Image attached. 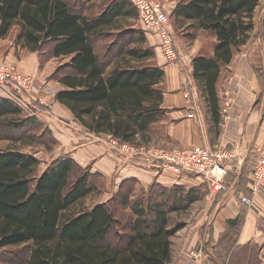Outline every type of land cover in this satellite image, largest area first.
Segmentation results:
<instances>
[{
    "label": "trees",
    "instance_id": "16d2710c",
    "mask_svg": "<svg viewBox=\"0 0 264 264\" xmlns=\"http://www.w3.org/2000/svg\"><path fill=\"white\" fill-rule=\"evenodd\" d=\"M74 1L75 9L67 0H0V41L15 31L14 44L30 53H41L49 45V59L69 60L63 67L68 71L56 80L61 89L54 101L93 135L132 147L139 141L148 144L151 134H162L169 114L162 107L164 71L151 61L155 54L147 44L153 37L127 31L112 47L115 53L109 50L101 59L93 40L118 30L121 20L137 19L136 10L131 0H111L88 15L83 2ZM257 7L258 0H180L171 14L212 41L208 55L192 59L191 76L214 124L219 122L220 73L248 42ZM22 106L12 94L0 100V126L12 127L9 118L22 111L32 113ZM34 135L21 133L20 138L34 140ZM39 164L34 156L0 150V250L25 251L24 259L11 264L172 263L176 230L169 226V214L198 201L200 184L184 190L152 183L148 188L158 189L162 198L131 201L133 187L142 184L128 179L119 183L113 198L69 214L96 191L94 181L103 182V176L72 159L57 160L41 173ZM222 198L215 196L214 206ZM115 206L129 208L131 214L125 216L121 234L116 232ZM113 233L115 243L109 238Z\"/></svg>",
    "mask_w": 264,
    "mask_h": 264
},
{
    "label": "rangeland",
    "instance_id": "374dc122",
    "mask_svg": "<svg viewBox=\"0 0 264 264\" xmlns=\"http://www.w3.org/2000/svg\"><path fill=\"white\" fill-rule=\"evenodd\" d=\"M67 1L68 3H70L73 9L76 8L74 0ZM90 1L91 0L82 1L85 5L84 8L86 9L85 14L94 15L101 11L111 0H94L93 2ZM157 1L160 4L168 2L170 9H174L180 0ZM91 5L95 6L93 9H91L90 12H88L89 9L87 8H89ZM170 9L166 10L165 8L168 14L170 32L172 35L171 40L172 42H174L176 51L178 52V50H181L184 55L190 57L194 46L193 43L195 41L200 43V52L202 54L208 55L211 52L210 46L212 44V41L208 39L205 34L199 31L191 30L185 25H181L172 17L171 14L173 10L172 12H170ZM254 20L255 26L253 32H251L246 45L244 47H241L235 53L233 57L234 62L231 66H244V68L250 69L249 72L250 74H252L251 83L253 82V85L256 86V92L258 95L251 109L247 113V123L249 131L252 128L255 109L256 111L260 109L261 103L263 102L264 98L263 1H261L259 7L257 8ZM258 20L259 22H257L256 24V21ZM118 26V30H111L109 31V34L102 35L93 40L95 50L101 59H104L108 55L109 50L112 51V54L115 53L116 50L112 47L116 45L118 41L120 43L119 39L121 35L125 34V32L130 30L143 31L141 30V27L138 23V18L135 20H121ZM14 37L15 31H13L6 39L0 41V68H12L25 78L29 79L32 82L30 92L32 91V93L35 95V98L33 99L29 93H23L24 98H26L28 101L30 100V104L27 105L23 103L22 105L24 106L22 107H29L32 113L22 111L19 117L9 118L11 122L6 121L13 123L14 126H0V150H17L23 154L34 156L39 160L40 163L38 169L39 173L43 172V170H45L49 165L55 163L57 160L72 159L76 162L77 165H80L83 168H88L92 173L102 174L104 178L103 182L100 180L94 181V184L96 183L95 185L97 186L96 191L91 196L86 198L83 202H81L78 206L72 209L69 214L77 213L81 208L92 207L100 202H105L113 198L118 188V186H116V181H118V183L122 182L124 181V179H126L128 174H130V170L132 168L130 162H132V159L138 158V156L135 155L136 152H132L131 150L127 151L123 148L126 147V145L123 146L124 144H119L115 140L114 142H116L117 145L113 144L111 142L113 139H111L110 137L96 136L89 133L85 128L80 126L74 120L73 116L66 108L54 101L55 94L61 89L56 80L58 79L59 74L61 75L62 73H66L68 71L67 68H63L68 63V59H49L46 55L49 51L47 50L50 47L49 45L45 46V48L43 49L44 51L41 53H30L16 46L14 44ZM147 44L149 47L152 46L154 50L155 57L151 60L153 61V63H157V61L159 62V60L163 59L154 38H152V40H148ZM241 57H246V59L243 64L237 65ZM161 61H164V59ZM32 62L35 65L33 69ZM163 63L167 64L165 61ZM164 64L159 66L163 69L165 66ZM222 72L223 79L220 83V89L218 90V92L221 89L223 90L225 83H227L232 74V71L229 68H227L226 70L225 68H223ZM4 88L5 86L0 85V100L6 99V96L8 94H11L5 91ZM222 90L220 92H222ZM3 94H5V96ZM218 95L220 104L222 101V94ZM39 99H45L46 105H41ZM197 101V109L195 111L190 110L188 119L184 118V121L186 120V122L185 124H183V128L181 130L176 129V124L172 122L171 124L173 125H171L170 127L169 136L166 135V132L163 130L162 134H159V136L151 134L148 144L141 143L142 141H139L137 142L138 146H127V148L137 150L144 147L149 149L154 148L160 150H173L186 147L194 142H200V144H203L204 147L205 144H207L210 148H213L215 145H219L221 143L223 134V121L220 112L221 106L219 105V122L218 124H214L209 117L204 101L199 96L197 98ZM189 119L192 120L190 124L187 123ZM29 121H31L32 124L30 123L29 125ZM199 124L203 127L199 128ZM263 125L264 123H262L261 126ZM21 133H25L26 137L28 135L32 136L35 134V139L30 140L29 138L27 139L25 137L24 139L20 138ZM8 137L16 139V141H12ZM249 137L250 133H248L247 141L249 140ZM183 140L185 141L183 142ZM139 153L141 154L140 157H143V153L145 152L142 153V151H140ZM251 158L252 157H250V159ZM148 170L156 171L155 174H153L155 176L165 175L166 173L163 169L150 168ZM181 175L182 177L179 178V185L184 190L194 188V185H198V181V183L200 184L198 197L200 198L198 201L190 205L186 210L171 212L169 214V226L170 228L176 230L175 234L171 238L172 259H175V257H177V253L181 247L180 245L185 242L187 236L186 228H190L193 226L200 227L202 226L203 222L204 226L207 222H213V220L215 219V216L213 215L217 214L215 212H219L220 210L219 209L218 211H216V209L213 210V207L211 208L213 198H215V196L217 195L226 194L224 192H221L219 194L211 192V187L204 183L202 179H198L195 182L190 181L191 179L188 178V175L183 173H181ZM247 175L248 171H246L245 176ZM76 177V173L72 175L73 179H75ZM228 177H230V174L224 179V183L226 186L228 179H230ZM194 178L193 180H196V178ZM142 179L146 183V181L144 180L145 178ZM149 186L150 184L147 186H134L133 192L131 193V201H134L136 199H146V197L148 196H153V200L162 198L161 192L158 189L156 190L154 188H148ZM244 207L249 209L246 206ZM113 210L115 211V217L119 222L116 232L120 234L124 233V231H126L125 216L131 215L129 208H127L126 210H120L117 206H115V209ZM115 235L116 234L113 233L109 236L110 240H112L114 243L117 240ZM197 246L201 245H199L198 243ZM24 254L25 251L21 247L2 249L0 250V264H11V261L13 262L22 260L25 258ZM251 259L252 258H249L250 262L248 263L255 264L256 260L252 259L251 261ZM261 259L262 264H264V253L262 254Z\"/></svg>",
    "mask_w": 264,
    "mask_h": 264
},
{
    "label": "crops",
    "instance_id": "0c3cea01",
    "mask_svg": "<svg viewBox=\"0 0 264 264\" xmlns=\"http://www.w3.org/2000/svg\"><path fill=\"white\" fill-rule=\"evenodd\" d=\"M261 1L264 2V0H258V7ZM162 5L166 8V10L170 9L168 2H165ZM172 10L174 9H170V12H172ZM257 22H259V20L256 21V24ZM193 45L190 57H187L181 50H178L180 55L178 64L167 65L163 63L164 61H161L163 59L159 60V62L157 61L158 66L163 64L165 65L162 69L164 71V79L161 84L164 89L162 107L167 109L169 114L167 120L163 122L162 126L168 136L170 127L173 125L171 123H175L176 129L181 130L183 128V124L186 122V120L184 121V118L188 119L190 110L195 111L197 109L198 96L203 100L191 76V61L193 58L201 54L200 43L194 41ZM233 62L234 61L232 60L230 65L225 67V70L229 68L232 71V74L235 72L237 67H231ZM32 65L33 69V67H35L33 62ZM222 71L218 80V90L220 89V83L223 79ZM251 84L252 86L250 87V92L242 98V101H238V104L242 107V113H244V120L242 121L243 124H240L237 128H232L230 134L227 136L225 135V129L229 122L222 117L223 134L221 143L225 145L234 143V150L240 152L242 151V156L244 158L242 159L241 157H238L237 162L234 163L235 168L230 172V177H228L230 179L227 181L228 192L223 195L221 202L214 206L215 198H213L211 208L213 207V210L216 209V211L220 209L219 212H215L217 214L213 215L215 216L213 222L206 221L207 223L205 222V226L203 222L200 227L193 226L186 228L187 236L185 242L180 245L181 247L179 246L180 250L177 253V257L172 259L171 264H185L190 261L188 254L191 250H195L199 247L197 246L198 243L199 245L203 244L205 249V264H250L248 263L250 262L249 258L255 259V264H262L261 258L264 253V195H260L255 199L256 208L253 209L254 211L245 208L240 203L241 197H249L247 185L253 163L256 159L253 149H250L247 154L244 149L248 136L247 113L251 109L258 95L256 92V86L253 85V82ZM220 91L218 94H221ZM221 103L219 104L220 106ZM254 113L257 115H254L253 117L252 134L255 125L259 127L262 123H264V98L260 109L258 111L255 109ZM239 120L240 117L238 118V121ZM190 122H192V120L189 119L187 123L190 124ZM258 124L260 125L258 126ZM198 126L199 128L203 127L200 124ZM257 136L254 135L252 138L255 139ZM184 141L185 140H183V142ZM194 145L204 147L203 144H200V142H194L182 148ZM205 147H208V145L205 144ZM250 157L252 158L250 159ZM130 164L132 166L130 174H128V176L126 175L127 177L124 180L137 179L143 186H147L152 183H157L166 188L178 186L180 182L179 178L182 177L167 171H165V175L155 176L153 174H155L156 171L148 170L145 167H140L133 163ZM246 171H248L247 176H245ZM142 178H145L144 180L146 183ZM197 180L198 178L190 181L196 182ZM116 182V186H118L120 182ZM197 184H199L198 181ZM221 204L223 205L219 208Z\"/></svg>",
    "mask_w": 264,
    "mask_h": 264
},
{
    "label": "built area",
    "instance_id": "2783aa9c",
    "mask_svg": "<svg viewBox=\"0 0 264 264\" xmlns=\"http://www.w3.org/2000/svg\"><path fill=\"white\" fill-rule=\"evenodd\" d=\"M131 2L136 10L141 29L156 40L164 61L167 64H178L180 55L171 40L172 35L165 7L157 0H131ZM245 59L246 57H241L237 65L243 64ZM249 70L244 66H237L221 92V116L229 122L225 129V135L227 136L232 128H237L240 124H243L244 115L238 101H242V98L250 92L252 74ZM0 85L5 86V91L16 96L22 104H30V100L24 98L23 93H29L33 99L35 98L32 91L30 92L32 82L12 68H0ZM39 102L41 105H46L45 99H39ZM239 117L240 120L238 121ZM261 125L259 127L254 126L253 134V127L250 131L248 130L250 136L251 134L252 137L254 135L258 136L256 139L252 137L250 139L249 137L250 141L248 140L244 147L246 154L250 149H253L256 159L248 181L249 197H241L240 203L252 210L256 208L255 199L260 195H264V125ZM111 142L115 145L118 143L114 140ZM234 146V143L227 145L220 143L213 148L194 145L173 150L142 147L137 149L138 151L127 148V145L123 148L127 151L136 152L135 155L138 156V158L132 159L130 163L148 169H163L174 174L193 175L210 186L211 192L219 194L228 192L224 179L235 168L234 163L237 162L238 157L244 158L242 156L243 152L234 150ZM140 151L145 152L143 157H140ZM204 255L205 249L202 244L189 252L188 258L190 261L185 264H205Z\"/></svg>",
    "mask_w": 264,
    "mask_h": 264
},
{
    "label": "water",
    "instance_id": "95a60500",
    "mask_svg": "<svg viewBox=\"0 0 264 264\" xmlns=\"http://www.w3.org/2000/svg\"><path fill=\"white\" fill-rule=\"evenodd\" d=\"M260 124H258V126H259Z\"/></svg>",
    "mask_w": 264,
    "mask_h": 264
}]
</instances>
